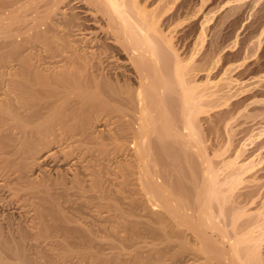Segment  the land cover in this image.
<instances>
[{
    "label": "bare ground",
    "instance_id": "obj_1",
    "mask_svg": "<svg viewBox=\"0 0 264 264\" xmlns=\"http://www.w3.org/2000/svg\"><path fill=\"white\" fill-rule=\"evenodd\" d=\"M147 9L0 0V264H264L256 224L228 209L235 173L203 144L205 64L181 58L171 13ZM92 205L150 241L99 240L80 217Z\"/></svg>",
    "mask_w": 264,
    "mask_h": 264
},
{
    "label": "rangeland",
    "instance_id": "obj_2",
    "mask_svg": "<svg viewBox=\"0 0 264 264\" xmlns=\"http://www.w3.org/2000/svg\"><path fill=\"white\" fill-rule=\"evenodd\" d=\"M174 1L139 0L142 5L148 7L147 10H154L159 15L163 13V16L161 14L162 18L171 13V17L173 15L171 22L168 23L163 18L162 25L167 26L170 24L171 28L175 30V34L173 31L175 36L173 41L178 53L181 54V58L185 57L187 59L193 53L194 58L191 64L193 63L194 66L205 64L206 67L203 66V69H206L196 72L195 77L196 85H200L199 87H202L206 91L205 93L210 95L206 99L208 101H205L206 106L209 107L205 108L207 110H201V114L198 116L200 119L199 126H201V131H204L202 133L206 137V140H204L206 143L203 144L208 148L206 152L209 153H207L209 157L211 156L210 159L214 160L215 166L229 165L224 167L226 168L225 174L229 175L228 173H231L232 177L237 174V177L234 176V178L238 179L240 184L233 191L234 193L228 205L232 204L229 205L228 209L233 208L232 210L235 211L237 209L236 212L234 211L235 215L242 216L240 217L242 220L239 218V224L248 221L246 224L244 223L245 226L243 227H246L249 222L252 226L256 224L253 226L255 229H252L250 225L248 227L251 228L248 229L255 230L256 232L253 233H256L255 238L262 237V241L264 240V0ZM169 8H172V10L168 12ZM214 46H216V49ZM50 160H45L41 169L44 168L43 170L51 174L54 173L55 168L64 169L69 166V162L60 165L59 163L54 164L52 159ZM111 168L113 171V166ZM232 172L235 174L233 175ZM110 173L113 172L108 168V174ZM111 174L106 175L110 187L112 184L110 180L113 177ZM106 176L104 175L105 179ZM112 189L115 188L112 187ZM98 206L93 207L92 205L85 208L86 211L82 210L83 214L80 215V217L84 216L81 217L83 220L87 218L85 222L90 226L92 225V229L98 231V239L106 240L107 238V241L112 240L113 244V240H120L119 243L116 241L115 244H127L130 248H126L127 245L125 247L123 244H121L123 246H118L121 250L124 249L125 252L122 251L123 253L133 251L135 246L133 247L130 243L131 237H134L132 242H134V239L135 242L146 241L147 237L150 241V236L147 233L145 234V230L144 228L141 229V226V228H138L139 231L137 232V229L135 232V234H138L137 236L134 233V236L128 232L124 233L119 229L117 235L112 233L113 229L115 230L116 222L114 219L116 217L109 209L104 208L102 205ZM122 206L124 208V205ZM87 209L90 210L87 211ZM139 210H141L139 214L144 216L142 219L146 218L148 221L149 210L146 209V211L145 208ZM108 211L111 213H108ZM91 212L95 214L94 218ZM146 212H148V215H146ZM88 218L95 225L91 224ZM146 219L144 221L147 224ZM143 220L140 219L142 223ZM243 227L242 229L246 231L247 229ZM139 235L142 237L137 238ZM127 236L129 237L127 238ZM129 238L131 239L129 240ZM262 242L260 244V257L264 261V241ZM107 251H111V249ZM113 251H116V249Z\"/></svg>",
    "mask_w": 264,
    "mask_h": 264
}]
</instances>
